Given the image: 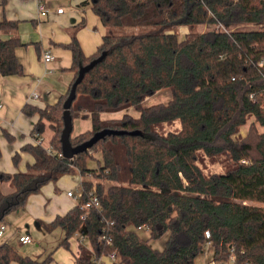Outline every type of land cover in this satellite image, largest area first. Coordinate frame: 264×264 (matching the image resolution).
<instances>
[{
  "label": "trees",
  "instance_id": "obj_1",
  "mask_svg": "<svg viewBox=\"0 0 264 264\" xmlns=\"http://www.w3.org/2000/svg\"><path fill=\"white\" fill-rule=\"evenodd\" d=\"M90 4L106 32L91 55L83 53L74 35L65 44L74 72L70 85L80 66L103 51L105 55L76 86L70 113L72 118L74 111L89 115L91 131L70 138L71 143L103 128L139 132L106 135L73 158L58 157L62 104L70 85L52 105L25 104L24 114L38 116L32 131L41 134L47 122L56 134L48 146L20 147L34 158L25 171L0 172V181L13 188L6 194L0 190V222L46 183L78 173L76 204L42 223L48 231H63L59 245L64 247L74 234L83 235L87 243L79 244L75 264H94L95 257L109 252L118 255L115 264H194L206 245L216 263L233 255V264H264V0ZM242 23L261 27L233 28ZM186 25L215 28L181 35L169 31ZM16 27V21L0 20V30ZM118 27L153 28L123 34L116 33ZM22 45L18 37L0 38L1 75L23 73L15 54ZM163 88L170 89L168 102L143 106V100ZM126 107L138 116L101 118L103 112ZM94 150L100 160L88 168ZM19 159L16 152L14 165ZM206 160L221 162L222 170L205 172ZM90 191L99 208H82ZM140 227L149 230L150 239L168 234L162 250L137 234ZM102 234L110 244L99 239ZM51 259V254L38 259L0 244V264H48Z\"/></svg>",
  "mask_w": 264,
  "mask_h": 264
},
{
  "label": "crops",
  "instance_id": "obj_2",
  "mask_svg": "<svg viewBox=\"0 0 264 264\" xmlns=\"http://www.w3.org/2000/svg\"><path fill=\"white\" fill-rule=\"evenodd\" d=\"M43 1L49 9L48 14L45 16L38 14L35 0H3V3L0 0V20L5 18L17 23V27L13 30H0V38L18 37L20 41L25 43V45L15 49L16 57L22 64L23 73L21 75L0 74V98L2 101L0 104V172L25 171L27 164L33 163V156L20 150L22 145L26 143L49 145L51 137L49 127L46 125L41 134L32 131L38 116L37 114L27 116L22 111V107L25 104L39 107L46 104L52 105L67 90L74 72L69 69L71 53L65 47V44L74 35L80 43L83 53L86 56L91 55L95 52L98 43L106 32V28L102 25L99 17L91 9V0ZM57 8H62V12L58 13ZM47 49L51 50L55 59L45 64L42 60V52ZM48 67L53 69L51 73L47 72ZM56 69L61 70V74L57 78L50 75ZM44 79L46 80L45 87L43 92L40 93L38 88ZM53 81H56L58 85H52ZM48 84L56 87L57 94L52 93L53 88H48ZM33 91L38 94V98L35 100L29 98ZM102 114H100L102 119H109L103 118ZM77 126L79 127V124ZM84 126H87V124ZM80 132L81 130L78 128L76 134ZM6 134L12 138L11 141L7 139ZM2 146L5 148L6 157H10L11 161L16 152L19 153L20 158L25 156V166H10L9 161H7L8 164H5L2 156ZM67 175L69 174L60 176L55 182L46 183L38 193L29 195L24 207L7 214L19 218L21 224L18 226L17 231L11 234L8 232L7 234L8 227L5 217L0 222L5 225L3 233L0 234V244L8 243L17 249L19 245L33 242L30 229L35 228L43 235L49 232L42 226V223H48L55 216L66 213L77 202L80 192L79 177L81 176L78 173H73V175H77V181L75 182L77 187L74 185V187L70 186L64 190L61 188L60 180ZM50 185H52L51 190ZM0 190L6 194L11 193L13 188L8 181H0ZM69 190L76 196L67 195ZM57 192H60L59 195H62V199H57L59 196ZM59 233L56 241L58 246L51 251L52 264H62L60 256L57 254L58 248L70 251L68 264H75V258L79 253L80 240L70 238L68 247H64L59 245L63 238V231L60 229ZM24 234L30 236L29 242L22 243L19 241V236ZM46 254L42 253L43 256L39 254L31 257L43 259ZM8 264L18 263L11 261Z\"/></svg>",
  "mask_w": 264,
  "mask_h": 264
},
{
  "label": "rangeland",
  "instance_id": "obj_3",
  "mask_svg": "<svg viewBox=\"0 0 264 264\" xmlns=\"http://www.w3.org/2000/svg\"><path fill=\"white\" fill-rule=\"evenodd\" d=\"M260 27H261L260 25H256V24H252V23H242V24L236 25L233 28L234 29L235 28L236 29H255V28H260ZM151 28H153V27H150V28L149 27H118L117 29H115V31H116V33L132 34V33L146 31V30L151 29ZM213 28H215L214 25H194L192 27L186 25V26L172 27L171 29H169V31L172 30V31L177 32L179 35H181V34L189 32L190 30L194 31V32L195 31H208V30H212ZM100 42H101V40H100ZM99 43H98V45H99ZM60 72H61V70L56 69V71L50 75L57 78L58 75L61 74ZM45 82H46V80L44 79L41 86L38 88L40 93H41V91L43 92V88L45 87ZM52 85L57 86L58 83L56 81H53ZM48 88H53L52 93L57 94L56 87H52L50 84H48ZM68 88H69V86H68ZM68 88L62 94L63 96L66 95ZM42 94H44V93H42ZM170 99H171L170 89L169 88H163V89L156 91L154 94L150 95L145 100H143L142 104H143V106H149V105L156 104V103H166ZM49 100H50V98H49ZM74 113L75 114H73V118H72L73 130L71 132V138H74L77 135H81V134H89L91 131V121L89 119L90 118L89 115H86L83 113H76L75 111H74ZM124 113H129L133 116H138V112L135 109H133L132 107H126V108H124L122 110H118V111L103 112L102 117L103 118H109V119L110 118H118V117H121L122 114H124ZM78 124H79V127L77 126ZM86 124H87V126H84ZM46 125L50 129V132H51L50 140H51L52 136L55 135L56 133L49 126L48 123ZM78 128H79V130H81V132L76 134ZM247 128H248V124H245L241 127V130H240L241 135H245ZM50 140H49V142H50ZM2 149H3L2 156H3V160H4L5 164H8L7 161H9L10 166H18V167L19 166H25V160H26L25 156L21 157L19 162L16 165H14L13 162L11 161V158L6 157V152H5L4 146H2ZM92 156H94V158L89 159L86 162L88 168H95L97 166V161L100 160V154L96 150H94L92 152ZM204 165H205V168H204L205 172H213V171L219 172L222 170L221 162L210 163L206 160ZM76 181H77V175L69 174L67 176H64L60 180L61 188H63L65 190L67 187H70V186L74 187ZM75 186L77 187V184ZM51 189H52V185H50V190ZM41 192H42V190H41ZM59 193L60 192H57L58 195H59ZM57 199L58 200L62 199V195L60 194L57 197ZM245 203H247V204H260V203L254 202V201H245ZM5 217L4 218L7 221L6 225L8 227L7 228V234H8V232H10V234H11L14 231H17L18 226L21 224V220L19 218L13 217L12 215H6ZM30 230H31L30 233L32 235L33 242H31L30 244H26V245H19L17 250L20 254L31 257L32 255L36 256L39 254H41V256H43L42 253H44V254L47 253L45 255V256H47L48 254H51V251L55 247L58 246V243L56 241H57V238L60 234L59 233L60 228L56 227V228L50 230L45 235H43L40 231L36 230L35 228L30 229ZM136 232L140 237H142L143 239H146L148 241L149 245H151V247H153L157 250H162V248L164 246V242L168 236V234L166 233L164 236H162L159 239H150L148 237L149 236V230L145 227L136 229ZM71 238L80 240V242L82 244L87 243L86 239H81L79 233L74 234ZM57 254L60 256L62 264H68L69 254L71 255L70 251H68L64 248H58ZM48 264H52V262L50 261ZM194 264H217L216 262L212 261V259H211V248L209 245H206L203 248L202 252L196 257Z\"/></svg>",
  "mask_w": 264,
  "mask_h": 264
},
{
  "label": "water",
  "instance_id": "obj_4",
  "mask_svg": "<svg viewBox=\"0 0 264 264\" xmlns=\"http://www.w3.org/2000/svg\"><path fill=\"white\" fill-rule=\"evenodd\" d=\"M104 55H105V51L101 52L99 56H97L96 58H93L87 64L79 67L76 77L74 78V80L72 81L70 85L68 94L63 101V104H62L63 126L60 132L59 140L61 143V153L63 157L65 158H73V156H75L77 153L87 150L94 143H96L99 139L103 138L106 135L124 134V133L136 134L139 132L138 130L125 131V130H119V129L103 128L101 130L95 131L88 139L76 145H73L71 143L70 138H71V131H72V116L70 113V106L76 95V86L83 78L85 72L91 69L96 63L101 61Z\"/></svg>",
  "mask_w": 264,
  "mask_h": 264
},
{
  "label": "built area",
  "instance_id": "obj_5",
  "mask_svg": "<svg viewBox=\"0 0 264 264\" xmlns=\"http://www.w3.org/2000/svg\"><path fill=\"white\" fill-rule=\"evenodd\" d=\"M35 3H36V10L38 12L39 15L41 16H45L48 14L49 12V9L48 7L45 5L44 1L43 0H35ZM58 13H61L62 12V8H57L56 10ZM55 59V56L54 54L51 52V50L47 49V50H44L42 52V60L45 64H48L50 62H52L53 60ZM53 71V69L51 67H48L47 68V72L48 73H51ZM29 98L31 100H35L38 98V94L37 92L33 91ZM1 98H0V104H1ZM38 142V141H37ZM40 143V142H38ZM48 151L50 152V150L48 149ZM58 157H63L61 151L57 154ZM81 181V177H79V182ZM80 193V192H79ZM67 195L69 196H76L71 190H69L67 192ZM79 195V194H78ZM78 199V198H77ZM92 207H98L99 208V202H98V199H97V196L94 194L93 191H90L89 192V198L88 200L82 205V208H92ZM141 228V227H140ZM5 229V225L0 223V234L3 233ZM81 239H84L83 238V235L80 236ZM30 236L27 235V234H24V235H20L19 236V241L22 242V243H26V242H29L30 241ZM99 239H104L106 241V243H109L110 244V240L109 238H107L104 234H102L101 236H99ZM208 244V243H207ZM94 261V264H115L118 262V255L115 253V252H109V253H102L100 254L99 256L95 257L93 259ZM233 261H234V257L233 255L230 256V259L226 262H219L217 264H233ZM120 264V263H119Z\"/></svg>",
  "mask_w": 264,
  "mask_h": 264
}]
</instances>
